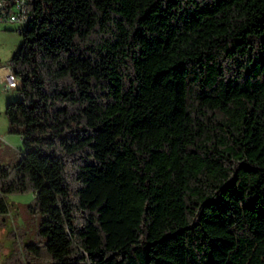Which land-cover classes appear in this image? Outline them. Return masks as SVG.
Listing matches in <instances>:
<instances>
[{
  "label": "trees",
  "instance_id": "1",
  "mask_svg": "<svg viewBox=\"0 0 264 264\" xmlns=\"http://www.w3.org/2000/svg\"><path fill=\"white\" fill-rule=\"evenodd\" d=\"M28 9L0 215L33 191L51 264H264V0Z\"/></svg>",
  "mask_w": 264,
  "mask_h": 264
},
{
  "label": "rangeland",
  "instance_id": "2",
  "mask_svg": "<svg viewBox=\"0 0 264 264\" xmlns=\"http://www.w3.org/2000/svg\"><path fill=\"white\" fill-rule=\"evenodd\" d=\"M19 23L0 24V68L9 67L10 60L22 43ZM18 90H10L0 79V165L14 166L21 158L23 140L11 126L6 115L9 101L20 99ZM33 191L8 195L9 213L0 215V264H51L37 234L40 215L33 212ZM30 241L38 245L28 248ZM39 252V255H36Z\"/></svg>",
  "mask_w": 264,
  "mask_h": 264
},
{
  "label": "built area",
  "instance_id": "3",
  "mask_svg": "<svg viewBox=\"0 0 264 264\" xmlns=\"http://www.w3.org/2000/svg\"><path fill=\"white\" fill-rule=\"evenodd\" d=\"M29 18L28 0H0V24L19 23L23 26ZM0 78L12 91L20 86V80L14 75L10 67L0 68Z\"/></svg>",
  "mask_w": 264,
  "mask_h": 264
},
{
  "label": "crops",
  "instance_id": "4",
  "mask_svg": "<svg viewBox=\"0 0 264 264\" xmlns=\"http://www.w3.org/2000/svg\"><path fill=\"white\" fill-rule=\"evenodd\" d=\"M1 79V78H0Z\"/></svg>",
  "mask_w": 264,
  "mask_h": 264
}]
</instances>
